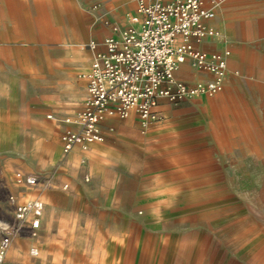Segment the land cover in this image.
Returning a JSON list of instances; mask_svg holds the SVG:
<instances>
[{
	"label": "rangeland",
	"instance_id": "rangeland-1",
	"mask_svg": "<svg viewBox=\"0 0 264 264\" xmlns=\"http://www.w3.org/2000/svg\"><path fill=\"white\" fill-rule=\"evenodd\" d=\"M62 1L86 10L96 5L94 0ZM60 42L56 35L53 90L37 82L46 78L45 67L25 75L16 67L9 76L0 60V93L5 86L14 94L36 93L35 101L47 107L0 112V182L6 186L0 190V206L9 209L6 193L17 202L39 197L44 204L37 235L15 236L1 264H112L118 259L124 264H175V253L166 263L173 239L192 242L186 264H260L264 140L241 146L236 144L245 141L215 139L209 150L214 155L208 156L206 149L184 146L187 140L175 130V123L197 117L191 110L182 115L174 110L180 105H171L173 111L163 112L156 124L144 127L131 114L102 141L64 153L60 136L69 126L65 119L83 107L79 92L83 88L86 96L90 58L87 64V56L81 55L82 67L71 72L58 62L64 54ZM34 47L25 54L40 57L41 43ZM66 74L75 80L70 90L59 82ZM16 171L37 173L36 187L17 184ZM120 237L127 240L117 253ZM32 247L38 255L29 253Z\"/></svg>",
	"mask_w": 264,
	"mask_h": 264
},
{
	"label": "crops",
	"instance_id": "crops-1",
	"mask_svg": "<svg viewBox=\"0 0 264 264\" xmlns=\"http://www.w3.org/2000/svg\"><path fill=\"white\" fill-rule=\"evenodd\" d=\"M93 2L94 8L86 10L77 3L72 5L62 0H0V60L5 74L12 76L16 67H22L24 75L33 68L45 67L46 78L37 82L41 87L53 90L56 35L61 38L64 53L58 60L61 65L71 72H78L82 67L81 55L87 56V64L89 57L91 64L94 53L103 51L104 38L112 34L110 25L124 27L128 16L136 9V0ZM205 2L214 12L207 25L215 33L206 35L194 45L206 52L228 51L222 89L212 95L186 98L176 103L162 99L157 104V111L164 118L163 112L170 114L173 111L171 105H180L174 110L182 115L191 110L197 119L193 117L190 123H175V130L182 140H187L184 146L206 149L207 155L213 156L209 150L215 147V139L245 141L236 144L241 146L261 145L264 140V0ZM56 13L63 14V18L60 16L57 20ZM28 34H34L35 39L26 37ZM25 39L30 42L23 41ZM39 43L40 57L25 54L33 52L34 45ZM174 75L188 82L212 78L210 72L191 65L188 60L175 69ZM59 82L63 89L70 90L75 80L66 74ZM10 85L12 89L14 84ZM8 88L5 86L0 93V99H3L1 113L8 109L18 113L47 109L35 101L39 98L36 93L14 94ZM84 97L85 91L81 88V105H84ZM124 124V119L107 118L102 122V131L106 137L108 132L119 130Z\"/></svg>",
	"mask_w": 264,
	"mask_h": 264
},
{
	"label": "built area",
	"instance_id": "built-area-1",
	"mask_svg": "<svg viewBox=\"0 0 264 264\" xmlns=\"http://www.w3.org/2000/svg\"><path fill=\"white\" fill-rule=\"evenodd\" d=\"M213 15L205 0H136L127 25L111 24L112 34L104 38L103 51L92 57L84 105L73 118L65 119L69 126L60 136L62 152L102 141V122L107 118L133 114L147 127L160 121L157 104L162 99L174 103L220 91L228 51L206 52L194 45L215 33L207 25ZM187 60L210 72L212 78L194 82L177 78L175 69ZM14 180L36 187L39 175L16 171ZM0 190L6 191L3 182ZM6 201L9 209L0 206V264L15 236L37 235L44 207L39 197L17 202L6 193ZM30 253L37 255V248L32 247Z\"/></svg>",
	"mask_w": 264,
	"mask_h": 264
},
{
	"label": "bare ground",
	"instance_id": "bare-ground-1",
	"mask_svg": "<svg viewBox=\"0 0 264 264\" xmlns=\"http://www.w3.org/2000/svg\"><path fill=\"white\" fill-rule=\"evenodd\" d=\"M167 199V198H166ZM216 207V206H215ZM219 207V206H218ZM220 208V207H219ZM215 209V208H214ZM212 212V211H211ZM251 218V217H250ZM187 221V220H186ZM70 230V229H69ZM264 230V229H263ZM215 232V231H214ZM204 234V233H203ZM125 240H127L125 237H120L119 238V242H118V246H117V253H119V250H121V245L125 244ZM142 241V239L138 238L137 241ZM160 240V239H159ZM168 240V239H167ZM170 241V240H169ZM182 240L180 241V239H173L168 245H167V251H168V256L166 259V263L169 261V259L174 255V253L176 254V263L175 264H186V253L190 252L191 247H192V242L191 241H186ZM159 242V241H158ZM167 242V241H166ZM130 243V242H129ZM157 245V244H156ZM159 247V246H158ZM207 248V247H206ZM140 249V248H139ZM38 250V249H37ZM162 250V249H161ZM260 250V249H259ZM7 251V249H6ZM10 251V250H9ZM187 251V252H186ZM216 251V250H215ZM256 251V250H255ZM254 251V252H255ZM14 252V251H13ZM205 252V251H203ZM202 252V253H203ZM209 252V251H208ZM30 253V252H29ZM6 254V252H5ZM12 254V253H11ZM166 254V253H165ZM38 255V253H37ZM40 256H43V253L41 252ZM165 256V255H164ZM35 257V256H33ZM5 258V256H4ZM196 258V257H195ZM53 259V258H52ZM204 259V258H203ZM206 259V257H205ZM204 259V260H205ZM231 259V258H230ZM257 259H259V263L260 264H264V255L263 256H257ZM195 260V259H194ZM203 260V261H204ZM202 261V262H203ZM211 261V260H210ZM262 261V262H261ZM241 262V261H240ZM220 263V262H219ZM112 264H124V262L121 263L120 259L115 260ZM200 264V262H199ZM203 264V263H202ZM253 264V263H252Z\"/></svg>",
	"mask_w": 264,
	"mask_h": 264
}]
</instances>
